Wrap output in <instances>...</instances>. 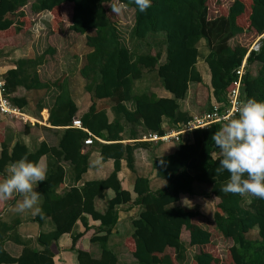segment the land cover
Masks as SVG:
<instances>
[{"label":"trees","instance_id":"16d2710c","mask_svg":"<svg viewBox=\"0 0 264 264\" xmlns=\"http://www.w3.org/2000/svg\"><path fill=\"white\" fill-rule=\"evenodd\" d=\"M113 1L34 0L31 3L33 13L52 15L51 27L59 32L64 31V7H70V30L86 36V45L91 51L79 73L86 80L92 104L80 119L92 134L108 141V144L101 145L100 153L104 160H115V169L104 180L88 181L81 187L74 186L57 194L65 180L64 161L71 163L75 181H80L88 171L90 156L82 150L89 134L69 127L79 112L72 96L70 78L62 76L53 83L44 81L38 70L44 63V57L18 59L3 73L10 101L23 110L29 106L30 100L28 96L14 95L19 87L27 91L56 87L58 92L48 121L53 127L64 129L59 144L53 147L42 142L37 149L31 150L19 141L13 146L2 143L0 180L5 178L7 167L24 156L33 162H40L43 156L48 158L46 178L37 186L42 197V214L34 219L43 223L49 218L54 229L40 234L36 242L41 249H36L31 239L19 234L17 224L0 220V264H56L52 245L65 233H72L79 221L89 230V219L100 222L91 241L99 243L102 253L100 258H94L89 252L76 248L84 233L73 235L72 251L78 263L118 264V255L109 247V241L118 223L119 207L130 203L141 206L139 216L131 221L133 232L125 240L138 264H192L188 263L186 255L188 247L201 248L192 258L193 264H214L216 258L205 250L213 241V233L200 223L202 214L198 210L180 204L181 194L196 193V183L207 185L210 195L218 200L214 222L219 234L233 242L228 250L229 264H264V200L250 197V202L244 205L245 196L221 191L230 175L227 171H220L219 160L212 158L218 151L212 136L221 124L195 129L190 133L192 140H183L174 153L153 157L156 176L167 182L165 189L158 193L150 190L148 177L137 175L134 199L118 177L122 159L135 172V150L150 144L121 143L127 122L140 123L153 133L164 134L165 118L174 127L192 118L188 111L182 109L180 101L188 97L191 83L203 82L197 66L202 41L209 51L205 61L211 72L210 87L215 102L227 104V94L247 54L241 98L244 101L249 98L264 100V39L258 51L250 50L256 39L264 34V0H251L247 27L239 22L247 10L246 4L239 0L234 2L228 14L215 18L209 17L210 0H152L151 7L143 13L138 11L132 0H119L127 8L135 10L134 39L147 42L151 36H163L155 54L151 49L135 54L122 43L118 26L106 8V4ZM28 4L29 0H0V55L4 49L1 39L14 35L31 21L23 10ZM246 30L256 35L251 47L232 46L230 41ZM90 31L93 34H89ZM53 52V49L48 51ZM254 63L260 64L256 75L250 70ZM145 71L157 73L161 86L172 97L159 98L151 92L135 94L134 83L144 77ZM128 102H134V110L127 107ZM109 108L114 114L113 120L109 118ZM109 189L114 196L102 213L96 207V200L104 199ZM206 218L203 217L204 220ZM255 229L257 236H251ZM184 230L189 233L187 242L182 238ZM7 241L22 246L20 256L8 253L5 249ZM168 249L175 251L174 258Z\"/></svg>","mask_w":264,"mask_h":264},{"label":"crops","instance_id":"0c3cea01","mask_svg":"<svg viewBox=\"0 0 264 264\" xmlns=\"http://www.w3.org/2000/svg\"><path fill=\"white\" fill-rule=\"evenodd\" d=\"M50 14V13H49ZM51 15V14H50ZM202 52V49L200 47V53ZM204 52V55H202L199 58L198 61V68L202 73H205L206 79L210 78L211 82V72L209 67L207 66V63L205 61V58L207 56L208 49ZM207 53V54H205ZM1 56V55H0ZM34 57H40V56H34ZM4 63L3 66L0 65V71L4 73L7 69L14 66L13 63ZM44 64V63H43ZM52 63H45V67L38 68L40 75L42 76V72L45 69H50ZM42 80L43 77H41ZM70 78V77H69ZM71 80V79H70ZM204 80V76H203ZM45 81V80H44ZM207 81V80H206ZM75 87V85H72L71 83V91L72 96L74 100L77 102L79 112H78V118L80 119L81 115H83L85 112L89 110V107L92 104L91 96L90 94L86 93L85 86H79L81 83ZM192 84V83H191ZM208 84V83H207ZM159 89L162 90V87L158 86ZM56 87L52 86L50 90L55 89ZM153 94H155L157 97L161 98L156 93V88L151 89ZM48 91V90H46ZM31 93V91H29ZM57 88H56V94L57 95ZM210 93L212 95V89L210 90ZM162 94L165 97H170L169 94L165 91H162ZM15 96L23 97L28 96L27 91L24 87H19ZM189 95V93H188ZM55 96L52 99V102L49 103L47 99H40L37 104L34 105V103L31 102L30 98V104L27 108L21 109L22 115L20 117L15 118H9L2 114H0V120H5V122L8 121V128H9V134H6L5 132H1L0 130V154L2 151V143L5 142L6 144L13 146L17 141L26 144L31 150H35L39 147V145L42 142H46L49 146H57L60 141V137L62 135L63 127H53L48 119L50 110L53 106ZM172 97V94H171ZM190 95L186 98V100L182 101L183 107L182 109L184 111H188L190 115H194V108L190 105L193 101L189 98ZM207 108L213 104L214 98L210 96L208 98ZM199 102L201 100H198ZM81 105L82 111L81 110ZM127 107H129L130 110L135 109L134 102H128L126 103ZM205 109L204 111L208 110ZM200 113H203L202 110ZM108 115L110 120L114 119V114L112 110L108 109ZM164 119L163 126L166 132L171 130H177L180 129V125L178 127H174L171 125L170 120ZM73 128V127H71ZM79 129V128H76ZM83 130V129H82ZM84 131V130H83ZM86 132V131H85ZM152 132L147 130L142 124L140 123H128L126 124V129L123 133L124 140L121 141L123 144H133L134 142H148L150 143L147 145V147H141L135 150V169L136 171L133 172L128 168L126 160L121 161V169L118 172V177L123 185V188L127 191L131 192L132 197L135 199L136 194L134 192V184L135 179L137 175L145 176L150 179V190L154 193H158L159 191L165 189V186L159 187L155 191L151 188L152 184L155 180L156 172L153 168L152 160L153 157L156 156H163V155H169L174 153L178 147L179 144L184 140V135L182 137V140L180 141H172V142H152V141H142L144 136H147L151 134ZM190 134V133H187ZM96 140V139H95ZM192 137L190 139L184 140V141H191ZM102 144H108V141L99 138L97 142H94L92 145H85L83 146V153H88L90 156L89 162L90 166L88 168V171L83 174L80 181H75L73 177V171H72V165L69 161H64L62 164L65 168V180L60 185V187L57 189V194H61L66 189H69L74 186L81 187L88 181H94V180H104L114 171L115 169V160L114 159H107L104 160L101 156L100 150ZM173 144H177L176 147L173 146ZM218 154V151L213 154ZM99 160L100 163L94 164L93 161ZM40 162L44 164L47 172V164H48V158L46 156H43L40 159ZM8 168L6 169V174L8 172ZM157 177V176H156ZM160 185V184H159ZM205 185V184H204ZM35 190L37 191V186L35 187ZM206 193V191H205ZM190 195V194H188ZM196 195V196H195ZM114 192L109 189L107 191L106 197L104 199H97L96 200V207L97 209L104 213L107 209L108 201L113 198ZM181 194V200L182 201ZM192 198H197L199 196H202V193L194 195L187 196ZM22 199L21 196L17 194H13L11 197H9L7 200H0V220L8 223V224H17V231L23 238H28L33 241V246L36 247V249H41V246L36 242V239L40 236L42 232H50L54 229V224L51 219H46L43 223H39L35 221V216L32 214L31 210H28V213H17L14 209L16 204ZM184 199V198H183ZM215 199V198H214ZM216 204H217V199ZM42 204V198L40 199V205ZM183 206V205H182ZM141 211V206L136 205L134 203L121 205L119 207V218L118 223L115 226L112 235L110 237L109 241V247L118 255V264H134V261L136 263V258L133 255V252L129 247L126 246L125 239L129 237L132 233L130 230L129 222L135 218L136 215L139 216V213ZM215 212V210H214ZM214 218V213H213ZM89 223V230H86L84 224L82 222H77L76 225L73 228L72 233H65L60 237L58 242L54 243L52 245V251L54 252V261L56 264H79L77 261V257L74 251H72L73 246V235L84 233L83 237L77 242L76 248L84 250L89 252L94 258H100L102 249L99 243H93L91 241V237L95 232V229L98 228L100 225L99 221H94L92 219L88 220ZM5 249L14 257H18L22 253V246L18 245L12 241H7L5 244Z\"/></svg>","mask_w":264,"mask_h":264},{"label":"rangeland","instance_id":"374dc122","mask_svg":"<svg viewBox=\"0 0 264 264\" xmlns=\"http://www.w3.org/2000/svg\"><path fill=\"white\" fill-rule=\"evenodd\" d=\"M33 1L34 0H29V4L23 8L24 12L31 21L28 24L26 23L15 34L13 33L14 35L4 38V40L1 39V41L3 42L2 48L4 49L3 54L0 56V65L3 66L4 63H7L6 65L13 62L15 63L20 58L34 57L36 55L42 56L44 57V64L42 65L43 67H45V63H52L50 69H45L42 72L41 77H43L45 81L53 83L55 80L61 78L62 76H68L71 79L72 85H75L76 87L79 84L78 82L80 81L83 84H80L79 86H85L86 89V80L80 75L79 70L84 65L86 55L91 51V49L86 45L85 35L76 34L69 28L71 24L70 21L72 20L71 8L68 6L64 7L65 16L63 17L62 21L64 31L59 32L58 30H54V26L51 27L50 22L52 20V15L47 12L42 14H35L32 12L31 3ZM235 1L237 0H210L209 17L215 18L220 15L228 14L229 9L232 7ZM239 1L244 2L247 6L245 14L246 16H243L239 19L240 24L247 27L248 7L251 0ZM114 2H117V0H114L113 3ZM110 7V3L106 4V8L109 9L110 18L118 26L122 43L125 46L131 48L135 54L146 52L150 49L152 53L155 54L156 50L159 47L157 45L163 40V36L154 35L151 36L147 42H139L132 36V29L135 22V10L126 7L119 15H115L114 13H112ZM68 14L70 15V18ZM89 34H93V31H90ZM255 39V33L253 31L251 32L250 30H246V32H244L243 34L232 39L230 41V44L232 46L241 44L247 48H250ZM200 47L202 49V52L200 53L201 57L202 55H204L203 51L207 50V46L205 42L202 41ZM49 49H53L54 52L48 53ZM162 60H164V58ZM42 66H39V68H42ZM259 66V63H254L250 66V70L253 75L257 74ZM144 74L145 75L142 79L135 81L133 92L135 94H140L142 92H152L151 89L156 88V93L159 96L162 95V97H165L162 94V91H165L166 89L161 86L162 82L157 73H148V71H145ZM203 76L204 80L202 83H192L190 84L189 88V98H193L191 99L193 102L190 105L194 108L195 114H200L201 110L202 112H205L204 110L207 108V103L209 100L208 98L212 96L210 93V78L206 79L205 73H203ZM157 85L162 87V90L159 89ZM166 92L171 97V93L167 90ZM86 93L88 94L87 91ZM28 94L31 102L34 103V105L37 104L40 99H47V101L51 103L56 94V88L48 91H31V93L27 91V95ZM198 100L201 101L199 102ZM180 104L183 107L182 101H180ZM82 108L84 107H82L81 105L80 111H82ZM8 127V121L5 122V120H0V130L2 133L6 131V134L8 135ZM184 137V140L190 139L191 134H186ZM173 146L176 147L177 144H173ZM154 178L155 180L151 187L154 191L159 187H166V180L158 178L156 176ZM209 191L210 189L207 185L196 183L195 192L197 194L202 193V196H199L197 198H192V196L186 198L190 195L183 194L180 204L185 208L198 210L202 214L200 223L202 224V226L213 233V241L211 245L205 248V250L213 254L216 258L214 264H229L230 261L228 258V250L232 246L233 242L229 238L222 237L216 229L213 218L216 200L210 195ZM249 202L250 196H245L244 205H247ZM26 213H28V211H26ZM137 217L138 215L135 216V218ZM203 217H207L206 220H204ZM131 221L129 222L128 227H130V230L133 232V225L131 224ZM257 233L258 231L257 229H255L251 232L250 235L257 236ZM182 238L185 240V242L188 241L189 233H187L186 230L183 231ZM200 251L201 248L188 247L186 252L188 263L193 264L192 258L196 253ZM167 252L170 253L174 258V250L168 249ZM134 264H138V262L136 261L135 263L134 261Z\"/></svg>","mask_w":264,"mask_h":264},{"label":"clouds","instance_id":"9594fccd","mask_svg":"<svg viewBox=\"0 0 264 264\" xmlns=\"http://www.w3.org/2000/svg\"><path fill=\"white\" fill-rule=\"evenodd\" d=\"M132 3L143 13L151 7L152 0H132ZM110 6L115 15L126 8L118 0ZM212 140L218 149L212 158L219 160L220 171L230 174L221 191L264 200V100L246 99L235 114L224 118ZM93 163L98 165L100 161ZM45 178L44 164L24 156L13 162L0 180V200L17 194L22 197L14 209L17 213L31 210L33 215H41V197L35 187Z\"/></svg>","mask_w":264,"mask_h":264},{"label":"built area","instance_id":"2783aa9c","mask_svg":"<svg viewBox=\"0 0 264 264\" xmlns=\"http://www.w3.org/2000/svg\"><path fill=\"white\" fill-rule=\"evenodd\" d=\"M262 39H264V34L256 39L250 50L258 51ZM247 56L243 60L240 68L236 72L237 79L234 81V85L232 89L227 94L228 97L227 104L217 103L214 101L210 109L206 110L203 113L192 115V118L187 123L182 124L180 126V129L171 130L165 132L164 134L152 132L151 134L144 136L142 141L165 142V143L172 141H180L182 140V137L185 134L191 133L195 129L202 127H209L213 124H222L224 118L227 117L230 113L235 114L238 106L244 102V100L241 98V90L243 85L242 80L246 73ZM0 114L9 118L23 116L21 109L14 106L10 101L9 95L7 94L6 91V80L1 71H0ZM69 127L83 129L89 134V137L84 141L85 145H92L95 139L99 140V137L92 134L87 128L83 126L82 121L79 118L74 119L72 125H70Z\"/></svg>","mask_w":264,"mask_h":264}]
</instances>
